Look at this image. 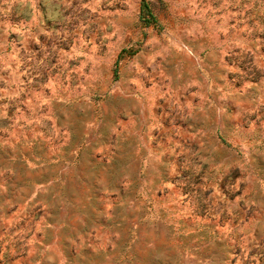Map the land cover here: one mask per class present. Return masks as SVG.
Wrapping results in <instances>:
<instances>
[{
	"label": "rangeland",
	"instance_id": "374dc122",
	"mask_svg": "<svg viewBox=\"0 0 264 264\" xmlns=\"http://www.w3.org/2000/svg\"><path fill=\"white\" fill-rule=\"evenodd\" d=\"M0 264H264V0H0Z\"/></svg>",
	"mask_w": 264,
	"mask_h": 264
},
{
	"label": "trees",
	"instance_id": "16d2710c",
	"mask_svg": "<svg viewBox=\"0 0 264 264\" xmlns=\"http://www.w3.org/2000/svg\"><path fill=\"white\" fill-rule=\"evenodd\" d=\"M147 8H148V4H145V5L141 8V14L144 15L145 12L147 11V13H150L151 16L154 17V16H153V13H152L149 9H147ZM154 18H155V17H154ZM125 50H126V49H124L123 51H125Z\"/></svg>",
	"mask_w": 264,
	"mask_h": 264
}]
</instances>
